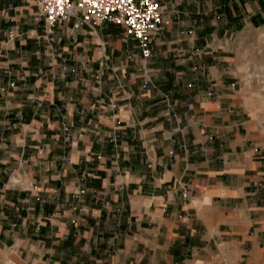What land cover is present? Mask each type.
Wrapping results in <instances>:
<instances>
[{
    "label": "crops",
    "instance_id": "crops-1",
    "mask_svg": "<svg viewBox=\"0 0 264 264\" xmlns=\"http://www.w3.org/2000/svg\"><path fill=\"white\" fill-rule=\"evenodd\" d=\"M158 2L144 58L116 25L48 35L0 0V264H264L238 61L264 0Z\"/></svg>",
    "mask_w": 264,
    "mask_h": 264
},
{
    "label": "built area",
    "instance_id": "built-area-1",
    "mask_svg": "<svg viewBox=\"0 0 264 264\" xmlns=\"http://www.w3.org/2000/svg\"><path fill=\"white\" fill-rule=\"evenodd\" d=\"M42 17L48 35L60 24L72 30L111 23L121 35L137 41L144 58L151 56V42L160 30L162 10L158 0H30ZM12 38V33H9ZM13 86V84H10Z\"/></svg>",
    "mask_w": 264,
    "mask_h": 264
},
{
    "label": "rangeland",
    "instance_id": "rangeland-1",
    "mask_svg": "<svg viewBox=\"0 0 264 264\" xmlns=\"http://www.w3.org/2000/svg\"><path fill=\"white\" fill-rule=\"evenodd\" d=\"M239 75L246 105L264 133V29L239 39Z\"/></svg>",
    "mask_w": 264,
    "mask_h": 264
}]
</instances>
